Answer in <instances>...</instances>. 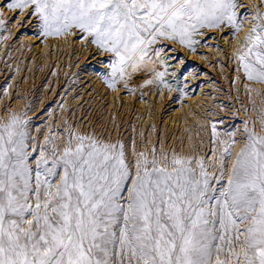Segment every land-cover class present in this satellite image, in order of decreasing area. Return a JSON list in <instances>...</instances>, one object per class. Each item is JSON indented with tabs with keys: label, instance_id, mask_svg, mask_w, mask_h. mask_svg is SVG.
Segmentation results:
<instances>
[{
	"label": "snow or ice",
	"instance_id": "6c2138e0",
	"mask_svg": "<svg viewBox=\"0 0 264 264\" xmlns=\"http://www.w3.org/2000/svg\"><path fill=\"white\" fill-rule=\"evenodd\" d=\"M4 6L17 10L13 19L35 17L45 38L79 30L111 54L98 73L107 87L130 92L138 73L172 91L161 42L195 52L205 29L227 27L236 38L248 19L239 0H4L0 17ZM254 20L236 71L264 83L259 6ZM28 123L15 111L0 121V264H264V119L259 131L244 121L240 138L237 127L221 136L212 122L216 171L204 156L170 158L155 147L149 155L135 142L130 160L123 140L73 127L63 142L53 133L37 147Z\"/></svg>",
	"mask_w": 264,
	"mask_h": 264
},
{
	"label": "rangeland",
	"instance_id": "374dc122",
	"mask_svg": "<svg viewBox=\"0 0 264 264\" xmlns=\"http://www.w3.org/2000/svg\"><path fill=\"white\" fill-rule=\"evenodd\" d=\"M239 3L241 13L248 10V19L236 38L227 27L205 29L195 52L179 43L161 42L166 45L162 55L168 57L170 68L165 79L172 83V91L159 84L145 85L144 80L153 74L138 73L130 82L134 92L123 86L107 87L98 73L111 54L91 44L90 38L81 39L79 30L45 38L39 34L35 17L29 18L26 12L13 19L17 10L4 6L0 17L6 20V30L0 29L4 37L0 39V121L13 111L26 115L37 147L53 133L57 142H63L67 128L73 127L112 142L123 140L130 160L135 158V142L136 152L149 155L155 147L158 154L167 152L170 158L173 153L204 156L210 171H216L209 159L212 122H217L221 136L237 127L240 138L244 121L249 126L255 122L259 131L264 119V83L246 80L242 69L236 71L235 59L239 42L255 22L257 6L264 12V0ZM181 74L187 92L183 96L175 84ZM246 84L252 85L251 93ZM220 146L217 141L216 147Z\"/></svg>",
	"mask_w": 264,
	"mask_h": 264
},
{
	"label": "bare ground",
	"instance_id": "6f19581e",
	"mask_svg": "<svg viewBox=\"0 0 264 264\" xmlns=\"http://www.w3.org/2000/svg\"><path fill=\"white\" fill-rule=\"evenodd\" d=\"M253 24V23H252ZM250 30V29H249Z\"/></svg>",
	"mask_w": 264,
	"mask_h": 264
}]
</instances>
